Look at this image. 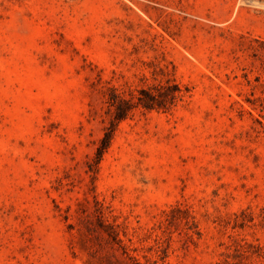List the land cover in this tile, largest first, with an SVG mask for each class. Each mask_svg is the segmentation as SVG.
<instances>
[{"label":"rangeland","instance_id":"rangeland-1","mask_svg":"<svg viewBox=\"0 0 264 264\" xmlns=\"http://www.w3.org/2000/svg\"><path fill=\"white\" fill-rule=\"evenodd\" d=\"M0 264H264V0H0Z\"/></svg>","mask_w":264,"mask_h":264},{"label":"trees","instance_id":"trees-1","mask_svg":"<svg viewBox=\"0 0 264 264\" xmlns=\"http://www.w3.org/2000/svg\"><path fill=\"white\" fill-rule=\"evenodd\" d=\"M180 96L181 89L178 83L173 80H166L163 84L159 83L151 88L139 89L135 102L123 98L111 101V105L115 108L114 116L105 128L104 135L101 138V144L97 149L96 159L100 158L102 152L108 146L115 124L124 118L132 107L141 106L145 109H167Z\"/></svg>","mask_w":264,"mask_h":264}]
</instances>
